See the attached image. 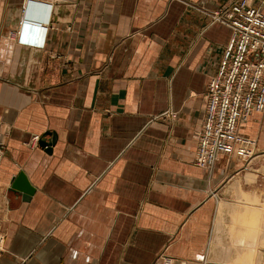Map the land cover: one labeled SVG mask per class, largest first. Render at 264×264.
I'll return each instance as SVG.
<instances>
[{
    "label": "crops",
    "instance_id": "crops-1",
    "mask_svg": "<svg viewBox=\"0 0 264 264\" xmlns=\"http://www.w3.org/2000/svg\"><path fill=\"white\" fill-rule=\"evenodd\" d=\"M230 1L0 0V264H206L215 197L256 158L194 164L230 37L206 13ZM24 4L33 20L51 8L42 49L16 41ZM239 131L264 156V110Z\"/></svg>",
    "mask_w": 264,
    "mask_h": 264
},
{
    "label": "built area",
    "instance_id": "built-area-1",
    "mask_svg": "<svg viewBox=\"0 0 264 264\" xmlns=\"http://www.w3.org/2000/svg\"><path fill=\"white\" fill-rule=\"evenodd\" d=\"M47 10L46 20H33L26 15L24 4L15 36L18 44L43 48L51 8ZM206 14L211 22L230 30L217 70L206 86L196 142L195 166L211 170L220 156H234L248 164L254 155L255 141L240 133L239 128L252 114L264 110V13L248 0H231ZM5 149L0 132V162ZM4 241L0 228V252Z\"/></svg>",
    "mask_w": 264,
    "mask_h": 264
},
{
    "label": "rangeland",
    "instance_id": "rangeland-1",
    "mask_svg": "<svg viewBox=\"0 0 264 264\" xmlns=\"http://www.w3.org/2000/svg\"><path fill=\"white\" fill-rule=\"evenodd\" d=\"M258 156L241 177L226 178L215 197L224 209L214 212L206 264H264V156ZM230 183L238 185L233 192Z\"/></svg>",
    "mask_w": 264,
    "mask_h": 264
},
{
    "label": "water",
    "instance_id": "water-1",
    "mask_svg": "<svg viewBox=\"0 0 264 264\" xmlns=\"http://www.w3.org/2000/svg\"><path fill=\"white\" fill-rule=\"evenodd\" d=\"M55 139L56 136L53 132L46 131L38 138L36 145L45 153L50 154L55 143ZM8 190L12 193L21 194L24 200L30 197L33 193L31 187L28 185L21 173L12 179Z\"/></svg>",
    "mask_w": 264,
    "mask_h": 264
}]
</instances>
